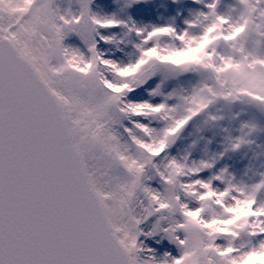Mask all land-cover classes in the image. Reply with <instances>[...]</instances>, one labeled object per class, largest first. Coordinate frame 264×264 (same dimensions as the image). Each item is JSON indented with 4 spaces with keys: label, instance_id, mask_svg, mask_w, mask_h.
I'll return each instance as SVG.
<instances>
[{
    "label": "snow or ice",
    "instance_id": "6c2138e0",
    "mask_svg": "<svg viewBox=\"0 0 264 264\" xmlns=\"http://www.w3.org/2000/svg\"><path fill=\"white\" fill-rule=\"evenodd\" d=\"M0 264H264V0H0Z\"/></svg>",
    "mask_w": 264,
    "mask_h": 264
},
{
    "label": "rangeland",
    "instance_id": "374dc122",
    "mask_svg": "<svg viewBox=\"0 0 264 264\" xmlns=\"http://www.w3.org/2000/svg\"><path fill=\"white\" fill-rule=\"evenodd\" d=\"M166 243V242H165Z\"/></svg>",
    "mask_w": 264,
    "mask_h": 264
}]
</instances>
